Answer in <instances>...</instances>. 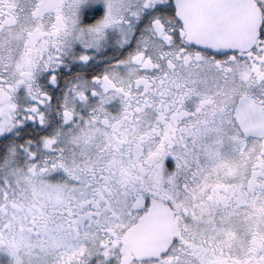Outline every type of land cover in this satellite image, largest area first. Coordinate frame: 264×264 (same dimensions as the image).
Returning <instances> with one entry per match:
<instances>
[{"label":"snow or ice","instance_id":"snow-or-ice-1","mask_svg":"<svg viewBox=\"0 0 264 264\" xmlns=\"http://www.w3.org/2000/svg\"><path fill=\"white\" fill-rule=\"evenodd\" d=\"M0 264H264V0H0Z\"/></svg>","mask_w":264,"mask_h":264}]
</instances>
